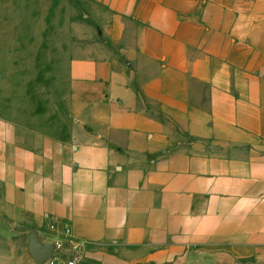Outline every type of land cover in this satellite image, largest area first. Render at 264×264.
I'll use <instances>...</instances> for the list:
<instances>
[{
    "label": "crops",
    "instance_id": "crops-1",
    "mask_svg": "<svg viewBox=\"0 0 264 264\" xmlns=\"http://www.w3.org/2000/svg\"><path fill=\"white\" fill-rule=\"evenodd\" d=\"M98 2L67 136L0 117V216L81 264H264V0Z\"/></svg>",
    "mask_w": 264,
    "mask_h": 264
},
{
    "label": "rangeland",
    "instance_id": "rangeland-1",
    "mask_svg": "<svg viewBox=\"0 0 264 264\" xmlns=\"http://www.w3.org/2000/svg\"><path fill=\"white\" fill-rule=\"evenodd\" d=\"M109 18L98 0H0V117L65 138L64 69L109 53ZM32 234L0 216V264H30Z\"/></svg>",
    "mask_w": 264,
    "mask_h": 264
},
{
    "label": "built area",
    "instance_id": "built-area-1",
    "mask_svg": "<svg viewBox=\"0 0 264 264\" xmlns=\"http://www.w3.org/2000/svg\"><path fill=\"white\" fill-rule=\"evenodd\" d=\"M46 219L49 221V230L54 231L56 229L54 220L47 216ZM68 236L69 229L66 228L62 233V237L50 244L54 248L53 253L41 264H81L82 256L78 253V247L76 243L67 240Z\"/></svg>",
    "mask_w": 264,
    "mask_h": 264
},
{
    "label": "water",
    "instance_id": "water-1",
    "mask_svg": "<svg viewBox=\"0 0 264 264\" xmlns=\"http://www.w3.org/2000/svg\"><path fill=\"white\" fill-rule=\"evenodd\" d=\"M32 242V260L34 264H41L53 253V246L50 244H42L36 233L31 236Z\"/></svg>",
    "mask_w": 264,
    "mask_h": 264
}]
</instances>
